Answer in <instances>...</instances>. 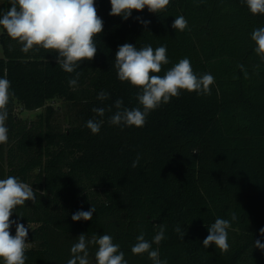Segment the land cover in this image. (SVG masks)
Listing matches in <instances>:
<instances>
[{"label":"trees","instance_id":"obj_1","mask_svg":"<svg viewBox=\"0 0 264 264\" xmlns=\"http://www.w3.org/2000/svg\"><path fill=\"white\" fill-rule=\"evenodd\" d=\"M10 7V0L2 3L0 16ZM95 7L103 20V32L93 38L97 53L73 73L60 68L57 53H23L5 30L0 34V78L11 82L14 93L7 105L6 150L0 146V179L15 176L36 196L10 217L33 226L26 264H67L80 234H109L128 264H152L131 248L141 232L151 241L161 224L166 238L153 249L167 264H254L261 253L254 242L264 243V62L251 33L264 27V14H252L244 0H170L166 11L134 10L127 20L109 15L110 0H95ZM179 15L188 21L184 32L171 27ZM137 17L151 23L145 28ZM124 43L137 49L166 45L170 62L155 75L188 58L197 76L213 75L211 94L182 90L151 111L141 128L110 124L117 99L129 109L140 106V89L121 82L114 67ZM76 72L78 83L71 87ZM101 90L108 99H97ZM55 99L73 105L77 124L54 129L49 103ZM19 106L45 111L29 123L15 113ZM93 108H104L105 115ZM89 119L102 121L98 134L86 127ZM91 206L92 220L71 219ZM217 218L231 222L226 254L203 246ZM10 232L16 234L15 225ZM95 251L90 245L92 264Z\"/></svg>","mask_w":264,"mask_h":264},{"label":"clouds","instance_id":"obj_2","mask_svg":"<svg viewBox=\"0 0 264 264\" xmlns=\"http://www.w3.org/2000/svg\"><path fill=\"white\" fill-rule=\"evenodd\" d=\"M249 11L264 14V0H244ZM11 7L0 16V28L6 31L11 40L18 43L23 53L39 52L42 49L57 53L56 62L60 68L73 73L81 62L91 61L96 53L97 46L94 36L103 32V20L98 16L95 0H10ZM111 16H121L127 20L132 12L142 11L145 8L150 13L158 14L166 11L170 0H110ZM145 28L151 23L137 17ZM171 27L179 32L188 29V21L183 15L176 16ZM251 40L255 42L254 52L264 62V27L256 28L251 33ZM167 46L161 45L155 49L151 45L137 49L131 43H124L118 47L115 54L114 67L117 78L121 82H129L140 91L136 99L139 107H123V100L117 99L114 107L117 111L110 117L109 123L116 126L141 128L146 124V118L151 111L162 104H167L173 97H179L182 90L196 92L198 95H210V85L214 84V77L210 73L197 76L188 58L181 59L163 76L160 73L163 65L169 64ZM243 67V66H241ZM150 73L152 75H150ZM80 73L76 78L69 80L71 87L77 86ZM11 82L7 78H0V144L9 140V129L6 126L8 118L7 105L14 95L10 91ZM109 94L103 90L98 93L97 99L104 101ZM98 116L105 115L104 108H93ZM111 111V108H109ZM102 121L89 119L86 127L98 134ZM140 156L137 155L132 167H137ZM36 196L32 186L22 182L15 176L0 179V261L3 264H26V250L28 243V227L12 220L10 217L17 206H24L26 201L35 203ZM96 209L91 206L88 211L79 210L71 217L73 221H90ZM23 217V213H18ZM237 219L231 213V221ZM12 225L16 226V234L10 232ZM231 222L228 219L217 218L208 226L209 234L203 240L204 248L215 245L221 254L230 251L228 229ZM166 226L161 224L159 231L149 241L143 232L136 237L131 248L133 254H147L152 264H167L161 260L159 249H153V244L159 245L165 237ZM181 238L185 236L181 229H175ZM264 236V228L259 230ZM95 246V264H128L120 245L113 242L109 234H94L89 239L86 234H80L77 242L71 246V258L67 264H92L89 259V246ZM254 247L264 251V243L254 242Z\"/></svg>","mask_w":264,"mask_h":264},{"label":"rangeland","instance_id":"obj_3","mask_svg":"<svg viewBox=\"0 0 264 264\" xmlns=\"http://www.w3.org/2000/svg\"><path fill=\"white\" fill-rule=\"evenodd\" d=\"M6 0H0V5L4 3ZM2 32V28H0V34ZM3 55V49L0 44V58H2ZM49 104H51L54 107V113L52 116V124L54 126V129L56 131H64L69 126H73L77 124V116H76V109L73 107V105L63 99H55L54 101H51ZM44 112L45 109H39V110H23L21 106L17 107L15 113L23 119H27V121L30 123L31 120L36 119V116ZM0 146H4L6 150V143L0 144ZM25 227H28V225H25ZM31 226L30 228H32ZM259 257L253 261L254 264H264V251H261Z\"/></svg>","mask_w":264,"mask_h":264},{"label":"built area","instance_id":"obj_4","mask_svg":"<svg viewBox=\"0 0 264 264\" xmlns=\"http://www.w3.org/2000/svg\"><path fill=\"white\" fill-rule=\"evenodd\" d=\"M29 246V245H28Z\"/></svg>","mask_w":264,"mask_h":264}]
</instances>
